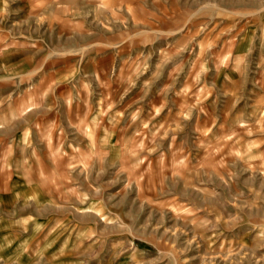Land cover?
Instances as JSON below:
<instances>
[{
	"label": "rangeland",
	"instance_id": "obj_1",
	"mask_svg": "<svg viewBox=\"0 0 264 264\" xmlns=\"http://www.w3.org/2000/svg\"><path fill=\"white\" fill-rule=\"evenodd\" d=\"M0 264H264V0H0Z\"/></svg>",
	"mask_w": 264,
	"mask_h": 264
}]
</instances>
